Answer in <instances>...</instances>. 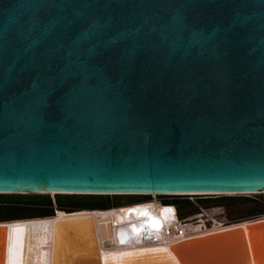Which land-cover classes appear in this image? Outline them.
Masks as SVG:
<instances>
[{"label": "water", "instance_id": "obj_1", "mask_svg": "<svg viewBox=\"0 0 264 264\" xmlns=\"http://www.w3.org/2000/svg\"><path fill=\"white\" fill-rule=\"evenodd\" d=\"M262 191L264 0H0V195ZM78 219L8 224L6 264H56ZM185 245L260 264L264 221Z\"/></svg>", "mask_w": 264, "mask_h": 264}, {"label": "bare ground", "instance_id": "obj_2", "mask_svg": "<svg viewBox=\"0 0 264 264\" xmlns=\"http://www.w3.org/2000/svg\"><path fill=\"white\" fill-rule=\"evenodd\" d=\"M262 192L253 193H240V194H229V195H245V194H260ZM1 194V193H0ZM6 194V193H4ZM57 194V195H83L79 193L71 192H49L41 193ZM155 195V193H152ZM163 195H174V194H163ZM187 195H221L213 193H189ZM158 214V216H157ZM156 215L158 218H154ZM195 215V216H192ZM191 218L186 223H175L172 218L167 215L165 208L160 203H153L149 208L132 209V210H101V209H79L74 211H65L57 209L56 213L52 216H39L32 218H19L14 220H6L1 222L0 226L6 225L5 228L0 227V264H6V242H7V225L13 222H28V221H41V220H62L69 218H84L78 219L72 222L61 223L60 229L58 228L57 233V255L56 264H66L67 258L64 250H68L69 247L75 245L84 246V253L81 256H73L74 262L68 264H102L103 254L110 255L111 260L114 264L124 263L128 264L131 262H148L146 259L149 256L155 257V262L151 261L152 264H167L168 259L173 262L171 258L175 257V252L172 248H182L183 245L190 246L195 242H201L206 236L224 232L226 230H232L234 228H245L246 225L254 222H261L264 219L257 217L256 220L252 221H241L238 223L221 225L222 222L218 221L213 217V226H208L204 216L192 214ZM146 216V218H144ZM198 222L203 224L204 227H209L204 230L193 231L187 228V224L190 222ZM221 225V226H219ZM165 226L170 228L176 226L178 229L182 228V234L179 235V231L176 234L170 229L169 234L166 232ZM73 231L74 236L69 237L67 233ZM33 246H38L41 243V233L38 235L33 234ZM185 245V246H186ZM52 249V248H51ZM52 252V251H51ZM119 252H127L122 255V261L119 262L116 257ZM63 256V257H62ZM171 256V257H170ZM14 259H19L22 264L26 263V259L22 254H14ZM41 254H38V264H41ZM135 260V261H134ZM153 260V258H152ZM51 257L49 258V264ZM177 262V261H176ZM27 264V263H26ZM177 264V263H176Z\"/></svg>", "mask_w": 264, "mask_h": 264}, {"label": "rangeland", "instance_id": "obj_3", "mask_svg": "<svg viewBox=\"0 0 264 264\" xmlns=\"http://www.w3.org/2000/svg\"><path fill=\"white\" fill-rule=\"evenodd\" d=\"M263 194V193H260ZM245 194V195H181L171 197L178 202L181 217L188 214L196 213L199 207L208 208L211 215L220 222L221 225L238 223L241 221H252V218L264 211V195ZM128 199L129 202H135L144 197H125V196H89V195H39V194H3L0 195V221L13 218H30L46 215H53L57 209L63 208L65 211H74L78 206H84L81 209H104L111 205L119 203H109V201H120ZM196 202V203H195ZM62 209V210H63ZM213 209V211H212ZM219 225V226H221ZM187 228L193 231H201L209 227H204L198 222H190ZM66 253L67 263L74 262L73 256H81L84 253V246L75 245L64 250ZM40 253V252H39ZM38 253V254H39ZM257 259L260 264H264V253L257 251ZM38 257V256H37ZM36 257V258H37ZM63 257V256H62ZM38 258L35 264H38ZM76 262V261H75ZM74 262V263H75ZM31 264V263H30ZM65 264V263H64Z\"/></svg>", "mask_w": 264, "mask_h": 264}, {"label": "built area", "instance_id": "obj_4", "mask_svg": "<svg viewBox=\"0 0 264 264\" xmlns=\"http://www.w3.org/2000/svg\"><path fill=\"white\" fill-rule=\"evenodd\" d=\"M260 195H264V194H260ZM117 196H125V197H144L147 199H143V200H139V201H135V202H129L128 199H123V200H116V201H109V203H119L118 205H111L108 208H104L101 210H106V211H111V210H132V209H142V208H149L150 205H153V203L157 202L163 205V208H165V212L167 213V215H169L172 218V221H175V223H179V227H181V223H186L188 221L189 218H191L192 214H188L185 217H181L180 212H179V205L178 202H176L174 200V198L172 199L171 197H175L177 195H163V194H144V195H117ZM196 203V202H195ZM213 211V209H212ZM196 215H201L204 216L205 220H206V224L208 226H213L214 222L212 221L213 216L211 215V211L209 212L208 208H204V207H199V211L196 212ZM158 216V214H157ZM156 215H154V218H158ZM195 216V215H192ZM256 217H261V219H264V211L261 212L260 214L252 217V218H256ZM144 218H146V216H144ZM218 220V219H217ZM219 221V220H218ZM223 223H225L224 221H222ZM166 232H168L170 229L172 230V232L174 233H178L179 231V235L182 234V228L178 229V227L176 228V226H171L170 228H168L167 226H165Z\"/></svg>", "mask_w": 264, "mask_h": 264}, {"label": "trees", "instance_id": "obj_5", "mask_svg": "<svg viewBox=\"0 0 264 264\" xmlns=\"http://www.w3.org/2000/svg\"><path fill=\"white\" fill-rule=\"evenodd\" d=\"M39 195H43V194H39ZM47 195H49V194H47ZM57 195V194H56ZM221 196H227V195H221ZM176 202H177V200H176ZM59 209H63V208H60V207H58ZM63 210H65V209H63ZM76 210H79V209H76ZM73 211V210H72ZM46 216H52V215H46ZM30 218H32V217H30ZM14 219H19V218H13V219H7V220H14ZM4 221H6V220H4Z\"/></svg>", "mask_w": 264, "mask_h": 264}, {"label": "snow or ice", "instance_id": "obj_6", "mask_svg": "<svg viewBox=\"0 0 264 264\" xmlns=\"http://www.w3.org/2000/svg\"><path fill=\"white\" fill-rule=\"evenodd\" d=\"M17 231H20L19 229ZM12 264H22L19 259H13Z\"/></svg>", "mask_w": 264, "mask_h": 264}, {"label": "flooded vegetation", "instance_id": "obj_7", "mask_svg": "<svg viewBox=\"0 0 264 264\" xmlns=\"http://www.w3.org/2000/svg\"><path fill=\"white\" fill-rule=\"evenodd\" d=\"M83 205H85V204H83ZM78 206L77 208H75V209H81V208H84V206Z\"/></svg>", "mask_w": 264, "mask_h": 264}]
</instances>
